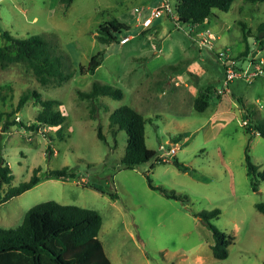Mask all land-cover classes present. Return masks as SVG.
Listing matches in <instances>:
<instances>
[{
    "label": "rangeland",
    "instance_id": "1",
    "mask_svg": "<svg viewBox=\"0 0 264 264\" xmlns=\"http://www.w3.org/2000/svg\"><path fill=\"white\" fill-rule=\"evenodd\" d=\"M162 0H0V30L14 37L41 35L61 58V71L70 78L60 85H41L23 63L0 68V146L13 178L3 193L38 174L67 166L76 178L44 179L0 204V227L19 225L33 205L53 200L60 204L93 209L102 218L98 239L111 264H264V215L256 204L264 202V181L247 174L251 163L264 169V138L253 126L264 123V74L251 83L235 80L223 86L224 68L218 53L245 66L241 23L249 31L246 43L255 47L259 24L264 22V0H234L228 11L213 9L206 22L182 24L175 14L163 12L145 26L144 19ZM170 7L174 2L170 0ZM175 19V20H174ZM124 24L117 39L98 38L101 23ZM214 36L213 48L199 44L200 32ZM129 36L126 43L120 38ZM6 42L0 34V46ZM98 51L101 64L93 73L80 72ZM154 51H158L156 55ZM204 71L191 75L193 62ZM194 67V65H192ZM154 68V69H153ZM177 75V87L161 81ZM94 82L121 89L123 97L99 96L93 103L77 91H89ZM190 85L187 88L185 84ZM214 85L224 93L226 113L209 121L211 107L197 111L188 102L191 89ZM36 90L42 99H57L64 114L62 135L57 127L37 129L6 122L22 120L28 126L41 106L34 98L16 111L20 95ZM223 104V103H222ZM223 104V107H224ZM129 106L145 118V144L156 155L125 168L126 133L110 126V113ZM98 128L104 141L97 136ZM178 146L175 154L169 153ZM48 148L51 152H48ZM163 162L157 161L161 158ZM186 170L178 169L173 160ZM153 185L185 195L187 200L166 198ZM93 185L101 193L87 185ZM110 195H115L111 198ZM219 209L212 224L233 237L228 256L212 254L213 237L196 213Z\"/></svg>",
    "mask_w": 264,
    "mask_h": 264
},
{
    "label": "trees",
    "instance_id": "2",
    "mask_svg": "<svg viewBox=\"0 0 264 264\" xmlns=\"http://www.w3.org/2000/svg\"><path fill=\"white\" fill-rule=\"evenodd\" d=\"M68 5L72 0H61ZM173 8L177 16L176 22L180 25L188 23L192 25L206 22L213 9L228 11L234 0H172ZM251 3L263 0H246ZM126 26L117 20L101 23L98 27V38L108 44L117 39L115 33H119ZM244 50L238 58L245 57L251 52V47L246 43L249 31L241 23ZM255 36V47H263L264 22L259 24ZM0 34L6 44L0 46V68H6L14 63H23L31 71L35 79L41 85L58 84L70 78L69 73L61 71V58L49 47L48 41L41 35H30L25 38L14 37L8 31L0 30ZM250 54V53H249ZM103 52L98 51L89 60L87 66L81 67L80 72L93 73L101 64ZM81 100L90 102V113L93 115L94 101L99 96H110L121 99L123 92L108 84L94 82L89 91H77ZM34 98L41 106L35 120L29 126L22 120H13L3 124V130L12 125H20L31 129L37 126L57 127L58 134L62 135V124L65 116L58 109L60 102L57 99H42L36 90L24 91L17 102L16 111H19L25 103ZM195 109L202 111L203 107L194 105ZM110 126H116L117 130H124L127 136L125 152L121 158L122 165L132 169L136 165L147 162L155 157L156 152L145 144L144 128L145 118L141 113L129 106H121L114 109L109 115ZM258 135L264 138V123L260 122L253 126ZM97 136L104 141V136L98 128ZM48 152L51 150L48 148ZM157 161L163 162L161 158ZM247 174L254 178L253 190L257 189L258 180L264 181V169L259 171L258 166L251 163L249 155H245ZM173 164L180 170L186 167L176 159ZM41 168L36 167L31 177L17 186L9 187L4 193L2 186L9 184L13 178L11 168L6 163L0 146V204L13 196L37 185L44 179L66 180L76 178L73 171L67 166L59 169H50L41 174ZM151 188L158 190L163 196L175 200H187L185 195L178 194L173 190H167L161 186L153 185L147 178ZM99 190L93 185H87ZM115 198V195H110ZM256 208L264 215V202L256 204ZM220 214L219 209L201 211L196 213L204 221L212 232V254L217 259H225L228 256L227 247L233 241V237L226 236L221 230L212 224V219ZM102 224V218L93 209L76 205L60 204L53 200L37 203L30 207L23 217L22 222L15 227H0V264H111L105 254L102 243L98 239V232Z\"/></svg>",
    "mask_w": 264,
    "mask_h": 264
},
{
    "label": "built area",
    "instance_id": "3",
    "mask_svg": "<svg viewBox=\"0 0 264 264\" xmlns=\"http://www.w3.org/2000/svg\"><path fill=\"white\" fill-rule=\"evenodd\" d=\"M169 3L170 0H162V2H160L158 6H155L151 10V15L144 19L143 24L147 26L152 21L153 17L160 15L165 11L168 12L169 15H174V8L170 7ZM175 19L177 20V17ZM129 39L130 37L126 35L120 38L119 42L126 43ZM198 39L199 40H195L199 44L205 45L209 49L213 48V41L215 40V36L209 30L200 32ZM249 56L251 57L247 65L239 66L237 65V60L235 58L229 57L227 54L221 52L217 54V57L221 61L224 68V87H227L228 84L235 80H244L247 83H251L256 76L264 74V44L263 47L260 48L252 47ZM177 147L178 146L171 147L169 153L175 154V152L177 151Z\"/></svg>",
    "mask_w": 264,
    "mask_h": 264
},
{
    "label": "crops",
    "instance_id": "4",
    "mask_svg": "<svg viewBox=\"0 0 264 264\" xmlns=\"http://www.w3.org/2000/svg\"><path fill=\"white\" fill-rule=\"evenodd\" d=\"M154 53L157 55L158 51H154ZM192 65H194V67H192ZM154 69V68H153ZM186 70L188 73H191V75H195L197 73H200L201 71H204V67H200L195 60L193 59V62L188 64L186 66ZM178 74L175 73H169L166 77H164L163 79H161V81L165 82L169 87H171V85H173V87H177V83H176V78H177ZM223 76V75H222ZM185 86L187 88H190L189 83L185 84ZM172 88V87H171ZM217 88L212 85L209 84L207 86H204L202 88H195L191 89V91H189L188 93V102L192 105V107L195 109L194 105L197 103L198 106H202L203 107V111H205L207 108L211 107V112H210V116L208 117L209 121H214L216 120V117L222 115L223 113H226L227 110H225V104L227 103L226 100L225 104L223 101L224 98V93L222 95H218V91L216 90ZM224 107H223V104ZM196 110V109H195ZM198 111V110H197ZM162 160L163 159L162 157Z\"/></svg>",
    "mask_w": 264,
    "mask_h": 264
}]
</instances>
